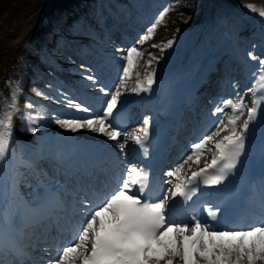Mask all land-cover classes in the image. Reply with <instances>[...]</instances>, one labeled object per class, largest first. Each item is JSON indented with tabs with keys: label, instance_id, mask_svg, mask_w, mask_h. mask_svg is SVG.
Instances as JSON below:
<instances>
[{
	"label": "snow or ice",
	"instance_id": "1",
	"mask_svg": "<svg viewBox=\"0 0 264 264\" xmlns=\"http://www.w3.org/2000/svg\"><path fill=\"white\" fill-rule=\"evenodd\" d=\"M245 7L264 18V8H258L253 4H247ZM169 10L165 8L159 14L153 27L140 37L137 42L139 45L153 36L156 26L163 22ZM173 43L174 38L169 39L166 47L171 48ZM249 55L253 60L258 59L251 53ZM142 56V48L137 45L126 50L124 59L127 63L121 78L124 86L125 78H131L136 60ZM152 62L151 59L147 61L149 68ZM258 65L256 72L253 73L255 77L253 86L248 89L251 93V106L243 97L223 100L221 106L215 108V113H222L225 107H230L232 115L227 121H220L222 127L217 126L214 131L192 145V154L199 156L202 150H207L210 142H214L215 151L211 164L206 165L200 172L192 173V178L187 182L180 179L179 173L183 167L181 165L169 173L175 177V183L168 181L170 186L160 195H154L152 192L151 173L143 167L130 165L114 190L101 199L81 202L78 224L74 231L69 229L71 231L69 240L55 248L56 255L50 258L47 264H162V262L173 264L177 257L182 264H264V220L248 228H218L207 220L202 222L196 216H192L188 221L178 222L172 218L169 204V195L173 201L177 197L185 203L192 201L199 191L197 184L194 183L198 178L202 177L200 182L205 185L219 186L235 173L246 152L250 126L264 111V59H259ZM87 79L95 83L93 76L89 75ZM156 80V71H150L143 80L137 79L133 91L151 92ZM100 91L108 99L99 114L93 115L90 107L66 99L68 107L88 115L84 118H61L59 115H52L50 119L71 132L87 130L100 133L115 142L121 151L131 136L132 141L146 152L150 118L145 117L141 127L132 133L122 132L119 126L122 116L119 107L120 88L117 87L111 93L103 88ZM36 94L44 96V93L39 91ZM37 107L31 101L26 102L24 106L23 122L26 130L33 134L38 131L40 122L46 119L40 112L33 115L32 110ZM20 111L15 95L11 103L0 110V162L5 161L12 150L15 119ZM245 111L247 118L239 123ZM222 131L229 134L216 140ZM190 160L192 155L187 157L185 163ZM208 169L212 171L209 172ZM47 198L45 196V199ZM45 208L46 204L43 202L34 201L29 205L30 211L37 215ZM219 213L218 208L215 210L211 206L207 208L208 217L212 221L217 220ZM17 215V211L6 206L0 208V253L10 252L19 260L27 253L17 239L15 226ZM49 256L51 257V253ZM0 264H4L2 259ZM20 264H23V261H20Z\"/></svg>",
	"mask_w": 264,
	"mask_h": 264
},
{
	"label": "bare ground",
	"instance_id": "2",
	"mask_svg": "<svg viewBox=\"0 0 264 264\" xmlns=\"http://www.w3.org/2000/svg\"><path fill=\"white\" fill-rule=\"evenodd\" d=\"M62 1L69 7L70 0ZM22 2L28 4V6L31 5L29 4L30 0L15 2L0 19V110L11 103L13 95H15L16 102L21 110L15 119L12 150L7 159L0 162V198L10 194L19 201L29 199L32 195L20 187V184H24V182H27L26 178H29L30 167L25 161L26 157L30 156L27 155L29 151L32 152L31 155H36L39 151H46L51 156L61 157L75 150L77 139L94 136V132L87 130L71 132L61 128L59 125L53 126L47 121V118L43 120L46 125L44 127L46 128L45 130H38L35 134L26 130L22 108L25 98L30 96L27 90L30 83L29 77L32 73L39 72L37 69L39 62L47 60L43 51L44 45L47 43L46 30L49 32L59 28V18L62 11L61 9L53 8L44 16L43 27L40 28L38 19L43 14L46 6H50L49 3L51 1H48V4L41 11L32 15H27L26 11L21 8ZM210 2H212V7L207 9V4ZM210 2L199 8V17L193 23V25L201 22L208 23V27L203 31L202 36L200 38L198 35L194 37L185 36L171 48H164L160 54L159 61L150 57L153 62L150 68L147 64L143 68V79L148 72L153 70L156 71L157 78L162 76L170 79L178 73H184L187 78L196 72L198 66L192 72L187 71L186 66L192 60L197 62L198 65L200 62L205 61L211 55V49L215 42L222 38L220 33L211 31L212 22L209 17L212 14H224L225 25L229 29L228 37L234 40L239 35H244L249 39H253L252 41L256 40V51L264 48V18L245 7L247 4H253L258 8H264V0H211ZM219 9L222 12H219ZM241 19H244L243 24ZM27 23L28 25L26 26ZM203 23L200 27H202ZM252 30L254 33L259 31L260 35L257 38L252 37L250 35ZM151 39L143 42L142 45L138 44V47L143 48L148 43L156 41L154 37ZM137 78L136 66L133 70V77L129 80V85L132 86L129 89L133 90L136 87ZM133 80H135V83H132ZM134 94L138 96L144 95L146 92H134ZM81 96L87 97L84 103L88 102L92 105V102H95L100 104L98 99L91 97L89 93H82ZM82 105L85 106V104ZM70 112L72 116L67 118H84V112L77 111L74 108H70ZM241 121L243 122V118H241ZM46 132H49L50 135H46ZM66 133L71 135L68 136ZM226 133L221 132V134ZM130 138L131 136L128 137L127 142H129ZM124 154L132 158L127 147ZM208 157H210V154L207 149L200 158L201 162L204 163ZM195 159L196 156L192 154V160L181 164L183 167L180 171V179L184 178L189 170L194 169L190 162L194 161L197 164L198 160Z\"/></svg>",
	"mask_w": 264,
	"mask_h": 264
},
{
	"label": "rangeland",
	"instance_id": "3",
	"mask_svg": "<svg viewBox=\"0 0 264 264\" xmlns=\"http://www.w3.org/2000/svg\"><path fill=\"white\" fill-rule=\"evenodd\" d=\"M20 1L21 0H0V19L5 14V12L12 5L15 4V2H20ZM48 1H51L50 3L52 4V7L49 8L48 11H46L47 13L50 12L53 8H59V9L61 8V9H63L64 6L66 5V3L64 1H62V0H59V1L58 0H30V2H29V4H31L30 6H28V4L22 2L21 8L26 11V14L27 15H32L37 10H39L40 8H42L43 6H45ZM87 1L88 0H70L69 1V6H71L70 2H72L73 5H79V4H82V3L87 2ZM206 1H211V0H171L169 3H167L166 6L164 8H162V11L165 8H168L170 10L166 13L163 22L160 23L159 25H157L156 26V30H155L156 31V34L154 36L156 37V41L159 42L158 43L159 45L158 44L157 45L160 46V47H162V48L163 47H166V45H165L166 39H168V38L173 39L172 38L173 36H175L174 37V43L178 42L179 38L183 37V36H181V29L182 28L183 29H186V31H190L192 29L191 30L192 31L191 34H192V36H194L195 33L198 31V26H196V29H195L194 28L195 26H193L192 22L194 20L195 21L197 20V18L199 17V14H200L199 8ZM174 4H175V8H173V5ZM205 4H207V2ZM207 7H212V2H210V4H208ZM67 8H69V7H67ZM65 11L66 10H64L62 12V14H61V16L59 18V23L62 21L61 23L64 24V22L68 19L69 16L68 15H66V16L64 15V12ZM194 13L196 14V19H195V14ZM158 16L155 19V21L158 19ZM43 20H44V17H41L40 20L38 21L40 28L43 27ZM155 21L151 25V28L155 24ZM215 21H216L215 22V25L216 26H218L221 23V20H219L217 16H215ZM27 25H28V23L26 24V26ZM164 27H166V31H168V32H164ZM147 30H145V32L143 33V35H145L147 33L146 32ZM157 36H160L161 39H158ZM51 38L53 40L54 39V36H52L50 33H48L47 34L48 41L51 40ZM90 39L92 40L91 42H93L95 44L96 48L98 49V50H96V52L100 53L101 55H106L104 51H111L112 52V51L115 50V48L113 47V44H111L108 41H103V40L97 39L94 36L91 37ZM148 48H149V45H148ZM148 48L146 49V52L147 53L145 54V59L147 58V56H151L153 53H157L155 55H152L151 57H155V59L158 60V58L160 57V54L162 53V51L160 53H158V50H154L153 48L151 50H149ZM148 60L149 59H147L143 63H146ZM65 64H66L67 68H69L68 67V63L66 62ZM142 66L143 67L141 69V72H142V70L144 68V65L143 64H142ZM0 70H1V68H0ZM40 70H42V68ZM71 77L73 79L79 77V78H83V80H86V78H87L86 76H83L80 73H72ZM40 79L42 80V79H44V77L41 76ZM28 90H29V93H31L33 96H35V97H41L44 100H47L43 96H39V95L36 94L37 91L41 92L39 86H32V85H30L28 87ZM32 100H33L32 97H28V98L25 99V101L23 102V110H24V106H25L26 102L32 101ZM37 101L40 103V100L37 99ZM37 109L38 110L40 109V105L37 107ZM36 114H33V115H36ZM48 114L57 115L56 113H52V112H48ZM40 124H43L42 121L40 122ZM20 187H21V184H20ZM23 188H26L27 189L26 184H23Z\"/></svg>",
	"mask_w": 264,
	"mask_h": 264
}]
</instances>
